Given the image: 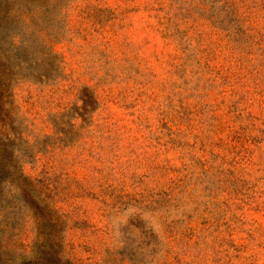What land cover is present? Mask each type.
I'll list each match as a JSON object with an SVG mask.
<instances>
[{
  "label": "rangeland",
  "instance_id": "1",
  "mask_svg": "<svg viewBox=\"0 0 264 264\" xmlns=\"http://www.w3.org/2000/svg\"><path fill=\"white\" fill-rule=\"evenodd\" d=\"M0 264H264V0H0Z\"/></svg>",
  "mask_w": 264,
  "mask_h": 264
}]
</instances>
